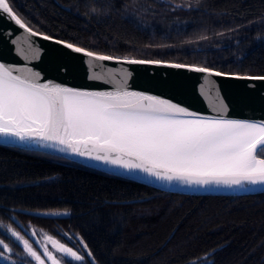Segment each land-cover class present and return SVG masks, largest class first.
Instances as JSON below:
<instances>
[{
  "label": "trees",
  "instance_id": "trees-1",
  "mask_svg": "<svg viewBox=\"0 0 264 264\" xmlns=\"http://www.w3.org/2000/svg\"><path fill=\"white\" fill-rule=\"evenodd\" d=\"M9 4L32 30L94 53L264 76V0ZM29 227L68 235L85 264H264V192H165L59 156L0 144V240L12 249L0 248V264H36L8 233Z\"/></svg>",
  "mask_w": 264,
  "mask_h": 264
},
{
  "label": "snow or ice",
  "instance_id": "snow-or-ice-1",
  "mask_svg": "<svg viewBox=\"0 0 264 264\" xmlns=\"http://www.w3.org/2000/svg\"><path fill=\"white\" fill-rule=\"evenodd\" d=\"M0 10L30 35H38L13 11L9 0H0ZM66 47L95 60L116 59L85 52L73 44ZM126 62L159 63L136 59ZM170 66L188 67L209 76L226 75L205 67ZM14 71L19 70L0 63V136L60 145L61 151L129 171L139 170L162 181L202 186L264 184V122L208 118L153 95L128 90L92 92L42 84L38 82L39 73L22 76L14 75ZM224 107L221 102L218 110ZM12 236L22 242L27 255L37 264H45V258L51 264H61L48 246L43 247L41 254L19 232L12 231ZM45 239L56 253L62 254L65 264L84 261V255L72 247L51 236ZM0 248L12 252L3 240ZM83 248L87 249V245ZM3 255L0 250V257Z\"/></svg>",
  "mask_w": 264,
  "mask_h": 264
},
{
  "label": "water",
  "instance_id": "water-1",
  "mask_svg": "<svg viewBox=\"0 0 264 264\" xmlns=\"http://www.w3.org/2000/svg\"><path fill=\"white\" fill-rule=\"evenodd\" d=\"M43 36L47 35L41 33L36 36L30 35L0 10V63L18 69L19 71H14V75L29 76L30 72L39 73L38 82L42 84L53 83L92 92L134 91L167 99L192 113L208 118L223 117L256 123L264 122V79L240 78L264 76L230 73L209 76L207 73L191 71L188 67L170 66L182 63L159 61V63L129 64L126 62L135 58L114 57L116 59L100 61L66 47L71 43L54 37L46 40ZM74 47L79 46L74 45ZM221 102L225 106L222 111L218 110L221 108ZM0 144L59 156L165 192L196 196H246L264 192V184L202 186L186 185L180 181H162L139 170L129 171L69 151H61L60 145L36 140L20 141L16 137L0 136ZM28 214L36 217H57L54 214L34 212Z\"/></svg>",
  "mask_w": 264,
  "mask_h": 264
},
{
  "label": "rangeland",
  "instance_id": "rangeland-1",
  "mask_svg": "<svg viewBox=\"0 0 264 264\" xmlns=\"http://www.w3.org/2000/svg\"><path fill=\"white\" fill-rule=\"evenodd\" d=\"M12 231L13 230H8V233L11 236H12ZM17 232H19L22 236H24L25 239H28L29 242L32 244L33 249L36 250L37 252L41 253V254L43 253V247L45 245L48 246L49 250L52 251L54 255H57V257L59 259H61V264H65V259L63 258L62 254L56 253L55 249H53L51 244L45 239L46 236L53 237V239L65 244L68 247H72L75 251L78 252V254L83 255L82 251L79 250L78 245L68 235H66L64 233H61V235H59V236H53L44 230L34 228V227L26 228L23 232H20V231H17ZM33 232H35L36 235H32ZM12 238H13V241L15 242V244H17L18 247L21 249L22 255L29 257L27 255V252L23 249L22 242L16 240V238L14 236H12ZM29 258L32 259L31 257H29ZM201 262H205V261H201ZM73 263L85 264V259L83 262L73 261ZM36 264H37V262H36ZM45 264H51V262L45 258Z\"/></svg>",
  "mask_w": 264,
  "mask_h": 264
},
{
  "label": "bare ground",
  "instance_id": "bare-ground-1",
  "mask_svg": "<svg viewBox=\"0 0 264 264\" xmlns=\"http://www.w3.org/2000/svg\"><path fill=\"white\" fill-rule=\"evenodd\" d=\"M41 214H43V213H41Z\"/></svg>",
  "mask_w": 264,
  "mask_h": 264
}]
</instances>
